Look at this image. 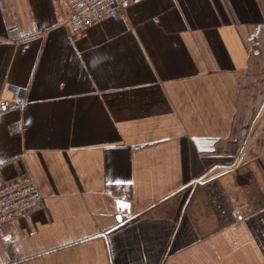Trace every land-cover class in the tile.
I'll return each mask as SVG.
<instances>
[{"label": "crops", "instance_id": "crops-1", "mask_svg": "<svg viewBox=\"0 0 264 264\" xmlns=\"http://www.w3.org/2000/svg\"><path fill=\"white\" fill-rule=\"evenodd\" d=\"M67 18L0 0V175L45 197L0 264H264V0Z\"/></svg>", "mask_w": 264, "mask_h": 264}, {"label": "built area", "instance_id": "built-area-1", "mask_svg": "<svg viewBox=\"0 0 264 264\" xmlns=\"http://www.w3.org/2000/svg\"><path fill=\"white\" fill-rule=\"evenodd\" d=\"M68 7L66 26L73 34L107 17L122 18L126 9L138 0H64ZM14 98L5 103L9 109H20L27 101L25 87L9 85ZM45 205V197L33 175L24 170L13 178L0 175V237L6 224L19 219L31 220L36 210Z\"/></svg>", "mask_w": 264, "mask_h": 264}, {"label": "water", "instance_id": "water-1", "mask_svg": "<svg viewBox=\"0 0 264 264\" xmlns=\"http://www.w3.org/2000/svg\"><path fill=\"white\" fill-rule=\"evenodd\" d=\"M117 204H118L121 208H125V207H127V205L129 206V203L126 202V201H123V200H119V201L117 202Z\"/></svg>", "mask_w": 264, "mask_h": 264}]
</instances>
